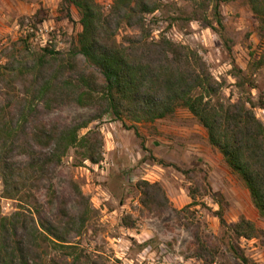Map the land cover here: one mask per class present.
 Here are the masks:
<instances>
[{"label":"rangeland","instance_id":"1","mask_svg":"<svg viewBox=\"0 0 264 264\" xmlns=\"http://www.w3.org/2000/svg\"><path fill=\"white\" fill-rule=\"evenodd\" d=\"M60 1L0 0L1 106L14 107L11 96L23 89L24 77L7 76L5 66L28 75L36 51L47 47L63 54L76 41L81 28L77 11L70 6L66 13ZM98 3L107 11L111 0ZM212 5L205 0H158V8L144 16L149 39L164 35L195 51L220 83L213 100L256 103L264 90V38L257 21L242 0H221L220 27ZM206 21L214 28L206 27ZM139 33L137 27L121 23L114 39L124 43ZM72 65L75 70L85 67L80 56ZM253 112L264 124V110L254 106ZM93 114L92 108L65 103L42 117L48 123H71ZM130 124L103 115L80 129L79 135L97 131V163L85 159L82 149L69 148L41 180L18 170L20 191L11 197L3 195L0 177V195L10 200L8 210L0 207V215L25 210L36 220L52 222L64 203L83 218L77 224L80 232L69 237L74 246L66 254L67 260L78 257L79 264H238L231 249L241 252L247 264H264V218L244 183L209 144L198 120L178 107L165 118L136 123V132ZM138 180L158 182L168 208L142 205ZM75 185L84 199L76 198ZM241 217L263 232L236 237L231 225ZM39 244L37 264L64 259L48 240Z\"/></svg>","mask_w":264,"mask_h":264},{"label":"trees","instance_id":"2","mask_svg":"<svg viewBox=\"0 0 264 264\" xmlns=\"http://www.w3.org/2000/svg\"><path fill=\"white\" fill-rule=\"evenodd\" d=\"M205 1L213 3L214 21L221 27V0ZM242 1L254 15L258 34L264 38V0ZM60 5L66 13L70 6L76 9L81 27L67 52L42 47L34 54L28 75L4 67L7 76L24 79L23 89L11 96L14 107L0 103L3 195L11 197L20 191L16 173L24 171L29 178L41 180L48 169L61 162L69 148L82 149L85 159L97 163L101 145L97 131L89 129L79 135L80 129L93 119L109 115L115 120H127L131 122L128 128L136 132V123L154 122L183 107L205 128L209 144L244 183L253 206L264 218V124L253 112L254 106L264 110V90L259 92L256 103L213 100L220 83L195 51L164 35L149 39L144 16L158 8V0H111L107 11L102 10L98 0H61ZM121 23L137 27L139 35L117 43L114 36ZM205 26L214 28L209 21ZM78 56L85 67L75 70L72 64ZM65 103L92 108L94 114L71 123L44 121V112ZM136 186L142 205L168 208V198L158 182L138 180ZM74 193L76 198L84 199L76 185ZM56 216L51 222L42 217L36 220L25 210L0 215V264H37L41 239L63 254L64 259L56 264H79L78 257L67 260L66 254L74 246L69 237L80 232L77 224L83 218L64 203L59 205ZM219 220L223 222L221 215ZM231 230L238 238L263 232L243 217L231 225ZM231 252L238 264H247L241 252Z\"/></svg>","mask_w":264,"mask_h":264},{"label":"built area","instance_id":"3","mask_svg":"<svg viewBox=\"0 0 264 264\" xmlns=\"http://www.w3.org/2000/svg\"><path fill=\"white\" fill-rule=\"evenodd\" d=\"M39 31H41V29H39ZM10 200L8 198H5L3 196L0 195V207L3 210H8V206H9Z\"/></svg>","mask_w":264,"mask_h":264}]
</instances>
